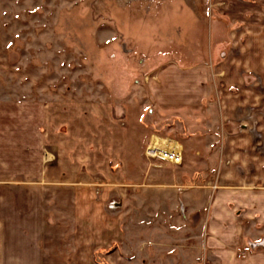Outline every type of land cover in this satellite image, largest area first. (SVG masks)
I'll list each match as a JSON object with an SVG mask.
<instances>
[{
	"label": "rangeland",
	"instance_id": "374dc122",
	"mask_svg": "<svg viewBox=\"0 0 264 264\" xmlns=\"http://www.w3.org/2000/svg\"><path fill=\"white\" fill-rule=\"evenodd\" d=\"M194 12L191 0H0V101L37 102L62 121L42 155L54 156V194L67 196H54L53 219L64 217L69 241L84 237L86 264H211L219 169L207 164L220 161L223 126L182 110L159 120L148 89L157 56L188 45L175 29ZM154 136L177 142L182 162L149 157Z\"/></svg>",
	"mask_w": 264,
	"mask_h": 264
},
{
	"label": "crops",
	"instance_id": "0c3cea01",
	"mask_svg": "<svg viewBox=\"0 0 264 264\" xmlns=\"http://www.w3.org/2000/svg\"><path fill=\"white\" fill-rule=\"evenodd\" d=\"M191 7L192 25L175 29L191 47L179 43L157 56L150 100L159 120L182 110L196 126H223L220 161L207 164H218L219 175L206 256L211 264H264V237L252 229L264 227V0H191ZM88 107L93 118L102 115ZM85 111L78 137L89 123ZM53 122L62 125L43 104L0 101V264H86L84 237L69 241L64 217L53 219L54 196L67 197L53 191L54 156L42 155ZM162 141L161 148L180 147Z\"/></svg>",
	"mask_w": 264,
	"mask_h": 264
},
{
	"label": "built area",
	"instance_id": "2783aa9c",
	"mask_svg": "<svg viewBox=\"0 0 264 264\" xmlns=\"http://www.w3.org/2000/svg\"><path fill=\"white\" fill-rule=\"evenodd\" d=\"M159 150V151H158ZM147 155L149 157H160L163 160H166L173 164H180L183 158V152L181 149L178 148H169V149H149L147 148ZM250 247H245V251H249Z\"/></svg>",
	"mask_w": 264,
	"mask_h": 264
},
{
	"label": "bare ground",
	"instance_id": "6f19581e",
	"mask_svg": "<svg viewBox=\"0 0 264 264\" xmlns=\"http://www.w3.org/2000/svg\"><path fill=\"white\" fill-rule=\"evenodd\" d=\"M166 142H169V141L167 140ZM160 146L163 147V141H162V139H160L157 136H154L152 138V140L150 141V143H149V149H155V148L160 149L161 148ZM177 148L180 149V147H177ZM161 149H164V148H161ZM165 149H169V148H165Z\"/></svg>",
	"mask_w": 264,
	"mask_h": 264
}]
</instances>
